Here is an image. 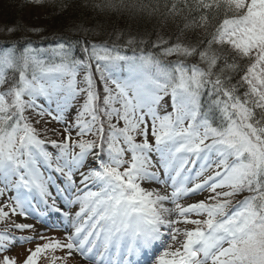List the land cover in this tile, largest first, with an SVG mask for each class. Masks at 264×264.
<instances>
[{
	"label": "snow or ice",
	"instance_id": "obj_1",
	"mask_svg": "<svg viewBox=\"0 0 264 264\" xmlns=\"http://www.w3.org/2000/svg\"><path fill=\"white\" fill-rule=\"evenodd\" d=\"M85 6L152 30L0 27V264H264V0Z\"/></svg>",
	"mask_w": 264,
	"mask_h": 264
},
{
	"label": "trees",
	"instance_id": "obj_2",
	"mask_svg": "<svg viewBox=\"0 0 264 264\" xmlns=\"http://www.w3.org/2000/svg\"><path fill=\"white\" fill-rule=\"evenodd\" d=\"M85 4L86 0H71L70 7L63 12L51 6L41 7L43 13L38 19H35L34 16L30 15L28 17L27 15V12H29L28 8L33 5L27 4L26 0H0V19L3 20L4 24L20 23L28 27L42 28L44 30L42 33L17 32L15 37H13L14 39L19 38L20 43L24 42L23 37H29L33 47L37 48L54 47L57 42L56 35L69 34L68 29L72 23H102L107 25V31L109 32L112 30L111 26L113 24L121 29L128 28L133 33L152 30V21L138 18L128 19L126 15L98 14L92 8L85 6ZM4 43V35L0 33V45ZM124 54L131 55L132 53L131 51H126ZM77 55H80L79 50H77Z\"/></svg>",
	"mask_w": 264,
	"mask_h": 264
},
{
	"label": "rangeland",
	"instance_id": "obj_3",
	"mask_svg": "<svg viewBox=\"0 0 264 264\" xmlns=\"http://www.w3.org/2000/svg\"><path fill=\"white\" fill-rule=\"evenodd\" d=\"M27 15L28 17L34 16L35 19L42 15L43 11L41 7H35V6H31L30 8H28ZM4 24L3 20L0 19V27H2L1 25ZM53 193L55 195V189L53 188ZM13 193H9V195H11ZM60 201L58 200V203ZM40 208L43 210L44 209V205H40ZM55 212H51L50 210H48L47 212V216L45 217L47 222H53L55 221V224L57 222H59V226H49L47 225V223H40L39 222V218H33V216H29L27 220H25L24 218H19L18 222H27V223H33L36 224V231L46 234V235H56L58 237H62L63 236V223L62 221V217L60 215H55ZM5 225L3 223H0V228H3ZM58 231V232H57ZM28 232H31L32 234L33 231L29 230ZM37 241H35L34 243H32V245H21V244H16L12 249L11 252L9 254L11 255H15L18 257V259H23V257L25 255H27L26 249L28 248H33L35 246V243ZM27 244H31V243H27ZM19 246H25V247H19ZM58 255H62V253H57ZM40 264H47V261L45 259H41ZM68 264H87L86 261H83L80 257L74 255L72 258L69 259Z\"/></svg>",
	"mask_w": 264,
	"mask_h": 264
},
{
	"label": "bare ground",
	"instance_id": "obj_4",
	"mask_svg": "<svg viewBox=\"0 0 264 264\" xmlns=\"http://www.w3.org/2000/svg\"><path fill=\"white\" fill-rule=\"evenodd\" d=\"M55 215H60V214H58V213H55Z\"/></svg>",
	"mask_w": 264,
	"mask_h": 264
}]
</instances>
